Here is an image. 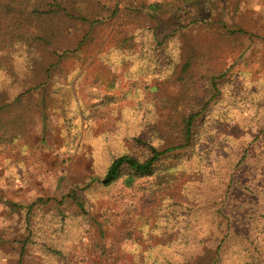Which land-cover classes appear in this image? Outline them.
<instances>
[{"label": "rangeland", "instance_id": "374dc122", "mask_svg": "<svg viewBox=\"0 0 264 264\" xmlns=\"http://www.w3.org/2000/svg\"><path fill=\"white\" fill-rule=\"evenodd\" d=\"M143 1L161 5L155 36L169 35L178 44L176 74L139 75L135 81L122 67L100 63L96 50L77 74L55 71L59 85L49 88L54 94L46 110L25 119L18 141L0 147V264H141L143 257L146 264H181L192 254L184 248H200V234L208 233V204L198 207L192 198L216 191L220 176H236L254 190L264 187V0ZM115 23L96 28L93 46L110 47L127 34V25L117 31ZM157 54L169 61L165 50ZM15 57L0 47V65L8 69ZM184 65L194 78L201 76L199 93L215 77L218 91L209 89L215 97L196 144L207 157L201 164L180 165L188 171H177L165 190L154 175L130 187L122 177L108 186L92 181L113 156L126 151L142 156L144 147L136 146L135 137L156 143L177 92L191 84L188 73L182 74L187 83L177 79ZM61 68L71 71L73 65L67 61ZM136 89L138 96L125 95ZM111 92L121 95L117 103L97 111L89 107ZM73 97L75 109L85 107L84 117L65 108ZM72 192L83 198L85 213L67 198ZM188 197L199 209L186 217ZM252 197L251 210L264 211V203ZM232 250L224 254L225 264L233 263Z\"/></svg>", "mask_w": 264, "mask_h": 264}, {"label": "trees", "instance_id": "16d2710c", "mask_svg": "<svg viewBox=\"0 0 264 264\" xmlns=\"http://www.w3.org/2000/svg\"><path fill=\"white\" fill-rule=\"evenodd\" d=\"M121 1L0 0V47L10 57L16 56L8 69L3 63L0 65V147L18 141L25 133L26 120L33 117L32 114L41 115L46 110L54 94L49 88L59 85L54 79L55 73L63 72L65 77L77 74L93 57L95 50V57L100 63L122 67L127 76L135 81L139 75L162 78L173 75L178 61L173 56L178 44H174L169 35L165 34L161 39L155 36L156 16L161 5L126 0L120 8ZM113 20L117 31L122 24L127 25V34L118 42L112 40L110 47H99L101 43L93 46L96 28L112 24ZM73 38L76 40L74 44L71 41ZM160 49L165 50L169 59L167 63L159 58L157 53ZM67 61L73 65L71 71L61 68L62 63ZM184 73H188L191 84L177 92L175 104L161 119L163 129L158 131L159 126L153 124L154 130L158 131L156 143L135 137L136 146L144 147L142 156L133 151L113 156L101 176L92 181L108 186L122 177L124 184L130 187L136 179L154 175L159 190H165L174 181L177 171H188L187 166L184 170L178 169L180 165L187 160L201 164L203 157H207L196 144L200 139L204 112L215 97L209 89L218 91L215 77L209 79V89H202L199 93L197 79L201 76L194 78L191 75L194 70L188 72V66L184 65L177 76L183 84L188 82L187 74L182 75ZM136 90L133 94L125 92V95L138 96L139 90ZM120 97L113 92L106 93L89 107L97 111L117 103ZM68 102L71 101H65L66 109L76 111L79 117L85 116L84 106L78 104L75 109L78 98H72V107ZM246 154L245 151L242 156ZM192 164L197 174V163ZM220 177L216 191H206L202 199L192 198L198 207L208 204L205 207L208 233L200 234V248L198 245L192 248L193 251L189 247L184 248L192 254L181 264H225L224 254L231 248L234 249L230 253L234 264H264V211H252L250 207L256 204L252 196H257L264 203V187L254 190L236 176L235 180L230 176ZM67 198L76 203L81 214L86 212L81 195L72 192ZM190 200L191 197H188L185 204L189 207L182 210L186 217L191 211L199 209L192 208ZM175 202L174 212L178 205ZM13 206L16 207V204ZM186 217L183 218L188 225ZM186 230L192 229L187 227ZM151 259L157 262V257L151 256ZM145 261L143 257L141 264H146Z\"/></svg>", "mask_w": 264, "mask_h": 264}]
</instances>
